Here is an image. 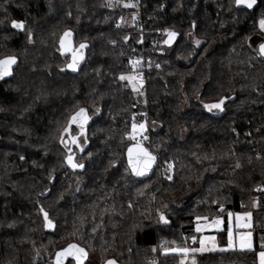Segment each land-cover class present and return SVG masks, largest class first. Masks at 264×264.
<instances>
[{
  "label": "trees",
  "instance_id": "16d2710c",
  "mask_svg": "<svg viewBox=\"0 0 264 264\" xmlns=\"http://www.w3.org/2000/svg\"><path fill=\"white\" fill-rule=\"evenodd\" d=\"M262 16L264 0L252 8L234 0H0V58H17L0 78V264H54V253L72 242L88 253L85 264H179L182 254L162 245L191 246L197 217L240 210L250 214L253 247L200 252L195 260L257 264L264 250V204L255 202L258 193L264 198ZM13 19L26 29L12 28ZM162 28L178 33L171 45L162 43ZM66 30L73 49L87 45L75 71L59 43ZM136 72L133 90L119 77ZM222 96L223 111L203 107ZM80 108L90 118L83 132L69 124ZM142 120L153 127L141 143L157 162L136 179L124 153L137 143L132 124ZM65 139L83 167L67 164ZM41 208L53 227L45 228ZM158 209L168 223L159 222ZM215 234L224 245L225 231Z\"/></svg>",
  "mask_w": 264,
  "mask_h": 264
},
{
  "label": "snow or ice",
  "instance_id": "6c2138e0",
  "mask_svg": "<svg viewBox=\"0 0 264 264\" xmlns=\"http://www.w3.org/2000/svg\"><path fill=\"white\" fill-rule=\"evenodd\" d=\"M235 4L237 6H241L244 5L247 8H252L255 4H256V0H234ZM109 6H111V4H109ZM129 5H125V7H127ZM11 27L14 29H18L21 31H24L26 29V22L23 20H11ZM259 27L261 30H264V17H262L259 20ZM166 38L162 41L163 44L165 45H171L173 43V41L175 40V38L177 37L178 33L175 31H171L169 29H164L163 30ZM27 37L28 40L31 41L32 39V33L31 31L27 32ZM71 37H72V33L70 30H66L63 35L60 37V47L63 51H70L72 53V59L71 61L66 65L67 68L75 71L77 68V65L79 63V61H81L84 57H83V52L81 51L82 49L86 48L87 45L85 43H81L77 48L73 49L71 47ZM125 39H127V37H125ZM195 43L199 44L200 41H195ZM259 54L261 56H264V43H261L259 46ZM17 62V58L15 56H5L3 58H0V78H3L5 76H8L11 74V69L12 66ZM130 64L133 65V67H135L136 64L139 63V61H129ZM157 67H159V65H157ZM121 80H127L129 84L132 85L133 90H136V82H137V78L134 75H121L119 77ZM140 84L143 83L142 80L138 81ZM227 97H220L218 100L211 102V103H203V107L205 109H207L209 112L213 111V110H218V111H223V105L226 101ZM97 111H99V109H97ZM78 118H81V132H83V127H82V123L86 122L88 117L85 115V109L80 108L69 120V124H71L72 122H75ZM145 127V125L143 123H141L139 126H137V124L134 122L132 124V138L135 139L136 135L138 134L137 129L139 128V130H143ZM69 132V128L65 127L63 129L62 135L64 133H68ZM144 139H147V137H144ZM70 143L73 145H77V147H79V145L77 144V138L76 136H70L69 138ZM62 143H65V146L68 148V152L69 155H67L65 157V160L67 162V164L72 167V168H81L83 167L82 164H78V163H74L73 162V155H72V149L70 147H68V142L62 140ZM21 159H23V157H21ZM156 157L152 155L151 152L148 151L147 148H144L140 145L139 142H137V144L134 147H129L128 148V162L129 165L132 167L133 172L136 175H144L152 166L153 162L155 161ZM169 169H171V165L169 164ZM168 179L171 180L172 177L168 176ZM165 208H167V205L164 206ZM221 208H223V205L220 206ZM40 211L43 213L44 216V220H45V228H50L53 227V221L51 219H49L48 213L45 212L43 210V208L40 209ZM229 226H228V232H227V244L228 247H232L233 246V230H232V225H231V216L232 214L229 213ZM250 214L249 213H237L236 214V227L240 228V227H250L249 224H241V219L242 217H248ZM157 216H158V220L160 223H168L167 217L165 215L164 211L161 210H157ZM197 220H200V217L196 218ZM221 224V220L219 217L215 218L212 222V226L213 227H217L219 228ZM196 231L200 232L201 231V225L197 224L196 226ZM251 232H245V233H236L237 238L239 239V245L241 248H248L251 249L252 248V242H251ZM192 240H196L197 237L193 236L191 238ZM215 237H204L201 236L199 238V243H200V248H191V247H186V246H174V247H167L165 245L164 246V250L166 253H177V254H182L183 256H187L189 253H195V252H201V251H205L206 250V242H214ZM175 241H172L171 244L175 245ZM262 248H264V243H262L261 245ZM65 256H73L76 260V264H84L85 259L88 256V253L86 252V250L82 247H79L75 244H69L67 246V248L62 249L61 251L56 253V264H62L63 258ZM258 258H259V264H264V251H260L258 253ZM105 264H116V262L114 260H108L105 262ZM180 264H185V260L181 259L180 260ZM193 264H195V262L193 261Z\"/></svg>",
  "mask_w": 264,
  "mask_h": 264
},
{
  "label": "crops",
  "instance_id": "0c3cea01",
  "mask_svg": "<svg viewBox=\"0 0 264 264\" xmlns=\"http://www.w3.org/2000/svg\"><path fill=\"white\" fill-rule=\"evenodd\" d=\"M217 217H219L221 220V224H220L219 228L212 226L213 220ZM195 221L196 222L194 224V232L197 235V239L195 240V244L188 246V247H191V248H193V247L195 248V246L197 247L199 244V238L201 236H204V237H215V240H214V242H211V245H208V246H211V248H213V249H211V250L209 249V250H205V251H201V252H208V251L214 252L216 250H228V249L229 250H241L242 251V250L248 249V248H241L240 247L239 239L237 238L236 233L250 232L252 221H250V224H249L250 227H247V228H244V227L237 228L236 227V221L233 220L231 222L232 230H233V246L232 247H228L227 242L224 245H219L217 235L215 234V233L223 230L226 233V240H227V232H228V226H229V218L227 216V212L224 215L213 216L211 219L201 218L200 220L196 219ZM197 224L201 225V231L200 232L196 231ZM251 234H252V232H251ZM251 242L253 244L252 235H251ZM205 246H207V245H205ZM197 248H200V246H198ZM261 251H264V250H261ZM196 254H200V252L189 253L186 257L182 255L181 259L185 260V264H193V261L195 262V264H197L196 260H195ZM191 256H193V260L190 259ZM257 259H258V254H257ZM179 264H180V261H179ZM228 264H231V263H228Z\"/></svg>",
  "mask_w": 264,
  "mask_h": 264
},
{
  "label": "water",
  "instance_id": "95a60500",
  "mask_svg": "<svg viewBox=\"0 0 264 264\" xmlns=\"http://www.w3.org/2000/svg\"><path fill=\"white\" fill-rule=\"evenodd\" d=\"M16 30H18V29H16ZM166 38V37H165ZM176 39V38H175ZM175 41V40H174ZM173 41V42H174ZM264 43V42H263ZM258 51H259V47H258ZM80 62V61H79ZM78 111V110H77ZM76 111V112H77ZM75 112V113H76ZM85 115L88 117V119H87V121L86 122H83L82 123V127H85V126H87L88 124H89V121H90V118H89V116H88V114H87V112H86V110H85ZM76 126H78V127H81V118H78L75 122H73ZM65 141H67L68 142V140L67 139H65ZM140 143V145L142 146V147H144V148H146L141 142H139ZM137 143H131V144H129L127 147H126V150H125V156H126V162H127V165H128V168H130V170H131V173H132V175L136 178V179H141V178H145V177H148V176H150L151 174H152V172L154 171V166H155V164H156V162H157V156H156V154L154 153H152V155L153 156H155L156 157V159H155V161L153 162V164H152V166H151V168L144 174V175H136L134 172H133V170H132V167L129 165V162H128V148L129 147H134L135 145H136ZM148 149V148H147ZM149 151V150H148ZM150 152V151H149ZM224 205H223V208H220V210L219 211H223V209H224ZM69 244H75V245H77L76 243H69ZM69 244H67L66 246H64L63 248H61V249H58L55 253H54V255H53V259H52V261H53V263L54 264H56V253L57 252H59V251H61L62 249H64V248H67V246L69 245ZM77 246H79V245H77ZM80 247V246H79ZM69 259H72L73 261H74V263L76 264V260H75V258L73 257V256H65L64 258H63V261H62V264H64L67 260H69ZM108 260H114V259H107L106 261H108ZM86 261H87V258L85 259V261H84V264L86 263ZM105 261V262H106ZM115 261V260H114ZM105 262L103 263V264H105ZM116 262V261H115ZM116 264H121V263H119V262H116Z\"/></svg>",
  "mask_w": 264,
  "mask_h": 264
},
{
  "label": "rangeland",
  "instance_id": "374dc122",
  "mask_svg": "<svg viewBox=\"0 0 264 264\" xmlns=\"http://www.w3.org/2000/svg\"><path fill=\"white\" fill-rule=\"evenodd\" d=\"M126 5H130V2H126ZM241 6H244V5H241ZM245 7V6H244ZM262 17H264V16H262ZM262 17H259V19L257 20V23L259 22V20L262 18ZM258 26H259V23H258ZM259 29H260V27H259ZM262 32H264V30H261ZM125 76H128V75H134V76H136V78H139V74L136 72V73H127V74H124ZM213 111H216V110H213ZM141 123H143L144 125H145V127H144V129L141 131V130H139V128L137 129V132H138V134L136 135V138H135V140H137V142H141L142 141V138L144 137L143 135H144V132H145V130L147 129V127H153L150 123H148V122H144L143 120L142 121H138V123H136L137 124V126H139ZM131 133H132V128H131V132H130V136L132 137V135H131ZM229 213H231L232 214V216H231V222L234 220V221H236V214L237 213H249L248 211H246V210H240V212H227V216H228V218H229ZM251 218H250V215L248 216V217H242V219H241V224H250V220ZM245 228V227H244ZM226 242H227V240H226ZM206 245L207 246H205L206 247V250H211V249H213V248H211V246H208V245H211V242H206ZM198 246H200V243L198 244ZM197 246V247H198ZM196 246H195V248H197ZM194 248V247H193ZM258 254V253H257ZM88 259L89 260H95V257L94 256H92V255H90L89 257H88ZM190 259L191 260H193V256H191L190 257ZM256 260H257V264H259V258L257 259V257H256Z\"/></svg>",
  "mask_w": 264,
  "mask_h": 264
},
{
  "label": "built area",
  "instance_id": "2783aa9c",
  "mask_svg": "<svg viewBox=\"0 0 264 264\" xmlns=\"http://www.w3.org/2000/svg\"><path fill=\"white\" fill-rule=\"evenodd\" d=\"M163 30H164V29L162 28V29L159 31V33H160V34L164 33ZM158 46H159L158 43H156V44L154 45V49H153V50L155 51V49H157ZM257 190H258V191H261V190H263V189H262L261 187H258ZM255 196H256V197H255V198H256V199H255V202H262V203L264 204V198H262L263 200L261 201V199H260V198H261V195H260L259 193H258L257 195H255Z\"/></svg>",
  "mask_w": 264,
  "mask_h": 264
}]
</instances>
